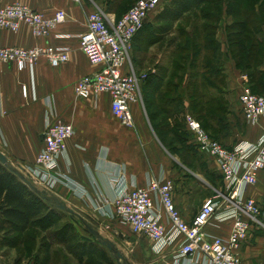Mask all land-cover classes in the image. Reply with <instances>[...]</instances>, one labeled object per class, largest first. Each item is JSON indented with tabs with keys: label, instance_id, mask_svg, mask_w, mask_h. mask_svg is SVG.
Wrapping results in <instances>:
<instances>
[{
	"label": "crops",
	"instance_id": "1",
	"mask_svg": "<svg viewBox=\"0 0 264 264\" xmlns=\"http://www.w3.org/2000/svg\"><path fill=\"white\" fill-rule=\"evenodd\" d=\"M14 2L26 4L48 17L63 9L67 12V18L48 36H37L27 23H22L18 31L1 29L2 46L31 48L52 45L69 47L71 54L70 59L58 67H53L45 58L24 68L14 62L2 64L0 150L9 158L10 166H33L44 146L46 116L52 110L75 128L74 136L68 140L67 153L60 159L57 170L65 183L57 185L55 195L84 217L87 216L85 218L95 226L99 225L103 232L113 235L111 240L124 253L129 264H174L184 238H177L162 254H155L148 237L134 234L114 216L113 200L118 186L130 189L146 186L153 177L172 179L175 184V204L185 220L190 222L209 197L219 196L221 202L226 200V183L220 189L204 186L198 169L192 171L160 139L152 125L153 120L148 117L141 103L133 104L135 125L128 127L113 115L109 94H96L89 99L76 95L75 84L78 80L102 67L90 62L80 48L78 35L87 31L91 12L98 8L106 11V0H0V6ZM160 12L153 10L146 26L135 36L130 48L129 64L125 68H133L138 75L146 74L152 78L149 86H146L144 79L141 82L142 103L144 96L150 98L157 87H164L169 76L166 79L162 71L172 68L170 56L173 48L167 43L155 41L160 28L156 17ZM107 15L111 21L112 18L117 21V14L113 10ZM232 21V15L226 16L220 22L216 34L221 44L217 61L223 66L228 87L225 95L228 101L225 123L229 129L223 139L229 148L245 141L256 142L264 134V116L256 123L247 121L239 101L246 83H252L255 91L264 94V56L259 66L262 76H257L255 82L245 81L246 74L238 67L228 40L227 25ZM62 34L71 37H61ZM259 37L264 38V26ZM24 86L27 94L24 93ZM183 95L186 98V93ZM185 100L188 109L189 101ZM197 153L201 163L207 164L208 171L220 173L215 159L199 150ZM245 194L255 198L263 207L264 170L259 173L257 184L248 186ZM105 223H110L112 228L103 229ZM164 223L169 225L165 216ZM232 225V220L221 222L213 219L206 226V231L208 236L227 238ZM12 253L16 254L17 251ZM239 253L242 264H264V218L252 224L250 233L241 242ZM46 254L48 252L41 246L32 258L20 255L13 264H52V261H47ZM1 258L4 259L3 255ZM180 264L206 262L202 257L197 260L194 255H188Z\"/></svg>",
	"mask_w": 264,
	"mask_h": 264
},
{
	"label": "built area",
	"instance_id": "2",
	"mask_svg": "<svg viewBox=\"0 0 264 264\" xmlns=\"http://www.w3.org/2000/svg\"><path fill=\"white\" fill-rule=\"evenodd\" d=\"M164 0H139L119 20L111 22L107 13L98 8L88 15V28L78 35L80 48L92 64L102 65L97 72L86 75L75 84L76 95L89 99L96 94L111 96V111L124 125H135L133 104L141 101V82L146 74L138 75L129 64L131 44L144 28L150 13ZM63 9L48 17L26 4L14 2L0 6V30L18 31L22 23L29 24L37 36H48L58 25L66 21ZM61 37H71L65 34ZM69 47L52 45L23 48L0 44V72L4 62H14L24 68L45 58L53 67L70 59ZM247 81V76H244ZM24 93L27 90L24 86ZM1 94V81H0ZM245 119L256 123L264 116V95L253 92L246 83L239 96ZM186 128L192 142L203 154L216 160L228 188L226 200L209 197L200 210L188 222L178 210L172 179L153 177L146 186L127 188L118 186L114 202V216L139 236L151 240L152 250L159 255L182 237L184 242L175 255L180 264L188 255L201 257L206 264H242L239 248L252 224L259 222L262 206L253 197L246 196V188L258 182L264 170V134L256 142H241L232 148L214 139L202 123L191 113L186 114ZM75 134L71 123L64 121L55 112L47 113L44 146L35 164L25 168L32 182L49 194L55 195L57 185L65 183L58 174L59 162L67 153L68 140ZM229 204L230 207H226ZM227 208V209H226ZM164 216L169 225L164 223ZM233 221L227 238L208 236L206 226L213 220ZM0 264H2L0 257Z\"/></svg>",
	"mask_w": 264,
	"mask_h": 264
},
{
	"label": "trees",
	"instance_id": "3",
	"mask_svg": "<svg viewBox=\"0 0 264 264\" xmlns=\"http://www.w3.org/2000/svg\"><path fill=\"white\" fill-rule=\"evenodd\" d=\"M124 1L106 0L105 12L108 13L113 10L117 17L119 16L117 19L119 20L133 6L127 9L128 6L124 4ZM211 1H213V4H222L221 0H170V3L156 17L160 28L155 41L161 44L167 43L169 47L173 48L171 54L172 68L171 70L166 68L162 71V75L166 79L169 76V79L164 87H157L150 98L147 95L145 97L150 118L153 121H159L158 125L160 127H157V130L171 128L173 132H178L182 126L186 128V114L191 113L202 122L204 129L212 132L216 135V138L221 137L223 139L228 134L229 127L225 123L228 114V101L225 94L221 91L219 93V87L216 85L217 81L221 82L220 77L216 76L214 78L216 80L212 79L216 66H220L217 56L221 49V44L216 37V33L220 27L222 16L215 15L211 10L206 12L203 9L201 10L200 18L208 22L203 25L195 24L196 27L197 25L199 27L198 31L195 30L193 35L188 34L184 29H179L178 34L174 33L176 32L175 24L177 22L185 21L188 15L204 8ZM255 1L249 0L251 5L255 3L256 6L259 5L264 10V0ZM242 2L243 0H229L231 8L227 10V15H232L236 19L237 11L235 9L243 6ZM240 3L241 5L239 6ZM124 10H126L125 13H123ZM251 11L253 12L254 10ZM253 14H255V11ZM253 14L249 13L243 20L236 19L227 27L229 43L236 45V51L231 46L232 54L233 51L236 52L237 59L234 57L236 63L238 67L245 71L253 66L259 67L264 56V38L259 37L263 28L262 23L255 27V24H258V20L253 17ZM232 30H235V32H232ZM196 33L198 34L196 35ZM257 52L263 56L254 58L257 57ZM233 56L235 55L233 54ZM246 58L247 60L243 62V59L245 60ZM258 59H261V61ZM188 66L191 67L189 73H187ZM255 74L262 76L259 68ZM186 77L188 84L185 91V89H182L181 81L183 83ZM151 80V76L147 75L144 79L146 86L151 85ZM249 85L253 92L264 95L255 91L251 84ZM210 89L218 92L216 94L212 93ZM180 91L183 94L186 93V98ZM185 99L189 101L188 109L185 105ZM222 111L224 116H220L217 113ZM188 133L191 137V133L189 131ZM161 140L164 142L163 139ZM183 146L184 151L189 156L195 159L200 158V156H197L198 150L192 141L191 144L184 143ZM181 160L188 166L184 156ZM62 211L44 198L41 192L32 190L12 170L10 165L0 162L1 232L22 238L21 236L27 235L33 226H38L44 232L47 231L46 233H49L50 249L46 250L48 252L46 258L47 261H52V264H66V261H60L61 258L55 261L58 256V250L53 249L51 251V248L57 247L68 253L70 256L68 257L69 264H73V262L76 264H118L117 259L106 246L102 245L92 235L91 237L82 236L78 232L75 223L70 221L60 225L54 215L62 213ZM71 217L81 222L79 218L72 215ZM52 227H55L56 230L50 232ZM21 240L22 242L32 243V236L30 239Z\"/></svg>",
	"mask_w": 264,
	"mask_h": 264
},
{
	"label": "rangeland",
	"instance_id": "4",
	"mask_svg": "<svg viewBox=\"0 0 264 264\" xmlns=\"http://www.w3.org/2000/svg\"><path fill=\"white\" fill-rule=\"evenodd\" d=\"M139 0H125L124 1V4H127L126 6L127 9L130 8L132 5L134 6L135 3H137ZM240 1V0H239ZM258 0H256L255 2H257ZM132 2V4H131ZM222 4H213V1H211L210 3H207V5L204 6V8H201L193 13H191L190 15H188L187 19L185 21H182V22H179V23H176L175 24V28H176V32H174L175 34H178V30L179 29H184L188 34L190 35H193L194 34V31H198L199 30V27L197 25V27L195 26V24H206V22L208 21H205L204 19L200 18V15H201V10L204 9V11H209L211 10L212 12L215 13V15H219V16H222V20H224V18H226L227 13L230 8H231V5L229 4V0H221ZM134 3V4H133ZM170 3V0H166V2L161 5H159L155 10H163V8ZM243 6H240L241 3L239 4V8L235 9L237 11L236 13V19L237 20H243V18H245L249 13H254L255 11V14H253V17L256 18L258 20V24L256 25L255 24V27H258L260 23H262V27L264 26V10H262L263 8L260 6L259 9H257V6L255 5V3H253L251 5V3L248 1H244L242 2ZM259 3V2H258ZM264 6V4H263ZM106 7V6H105ZM126 9V10H127ZM126 10L123 11V13L126 12ZM251 10H254L253 12ZM259 10V11H258ZM240 12H242L240 14ZM109 13V12H108ZM122 13V14H123ZM239 13V15H237ZM121 14V15H122ZM109 15V14H108ZM256 15V16H255ZM119 18V16L117 17V19ZM116 19V20H117ZM234 19V20H236ZM111 21V20H110ZM114 21V18H112V21ZM234 22V21H232ZM147 24V23H146ZM221 24V23H220ZM232 23H230L229 25H231ZM227 25V27L229 26ZM220 26V25H219ZM261 27V28H262ZM256 30V29H255ZM218 31V30H217ZM232 32H235V30H232ZM198 33H196L197 35ZM217 34V33H216ZM231 45V43H230ZM234 45V46H233ZM232 48L234 51H236V45L233 43ZM233 51V54L235 56L236 59H237V56H236V52ZM171 53V52H170ZM263 55H261L259 52H257V57H254V58H261ZM171 57V56H170ZM234 58V59H235ZM253 58V60H254ZM190 59H191V56H190ZM263 59V58H262ZM247 58L244 60L243 59V62L246 61ZM261 61V59H258ZM236 61V60H235ZM259 61V62H260ZM220 68L218 66H216V69H215V73L212 77V79H214L216 76H219L220 77V80L221 82H216V85L219 87V93L220 91L226 95V93L228 92V87H227V80H226V74L224 73L223 71V66L221 64H219ZM241 68V67H239ZM259 67H251V69L244 71L243 74H246L247 76V81L249 83H251L252 81L255 82V78L258 76L256 73V70H258ZM191 71V67H187V73H189ZM250 74V75H249ZM255 74V75H254ZM216 80V79H214ZM264 82V80H263ZM181 86H182V89H185V91L187 90V84H188V81H185L182 83L181 81ZM252 84V83H251ZM210 91L213 93H217L216 91L210 89ZM143 103L142 102H138V103H141L142 107L145 108L147 114H148V117H150V113L148 111V107L146 105V102H145V96L143 98ZM220 116H224L223 115V111L222 112H217ZM186 120V118H185ZM159 121L158 120H155L152 122V125L154 126V128L157 130V127H160L158 124ZM202 123V122H201ZM206 130V129H205ZM177 131V130H176ZM214 139L218 140L220 143L222 144H226V142L224 141V139H222L221 137H218L216 138L212 132L206 130ZM158 136L160 137V139H163L167 148L173 152L174 154H176L178 157H183L184 156V159L188 165V167L194 171V169H198L197 171L200 172L201 174L199 175L200 178L204 181L205 184H203L204 186H207V188H212L213 186L219 188V187H222L223 186V183L225 182L224 181V178L222 177L221 173H216V172H213V171H208V166L206 163L203 162V164L201 163V158H193L192 156H189L187 154V152L184 151V146L183 144L186 143V144H191V141H192V137L189 136V133L188 131L186 130L185 126H182L181 129H179L178 132H173L171 128H168V129H160V130H157L156 131ZM185 153V154H184ZM198 156V155H197ZM199 159V160H198ZM213 172V173H212ZM202 187V186H201ZM204 188V187H202ZM220 189V188H219ZM210 193H208L209 195ZM211 195V194H210ZM63 200V199H62ZM65 201V200H64ZM68 204V202H66ZM261 204V203H260ZM70 205V204H69ZM72 207V205H70ZM262 206V204H261ZM54 217H56L57 219V222H59L60 225H64L68 222H73L75 223V226L78 230V232L84 236V237H91V235L86 232V230L83 228V225L81 224V222H79L76 218H72L70 214H68L67 212H64L62 211V213H59V214H55ZM87 217V216H85ZM260 218H264V205L262 207V212H261V215H260ZM96 227L102 231L100 228V226L96 225ZM112 226L110 223H105L104 225V228L103 229H111ZM52 230H56L55 227H52L50 229V232ZM47 232V231H46ZM44 232L41 228H39L38 226H33L30 231L27 233V235H23L21 236L22 238H17V237H13L14 235H10L9 233H0V257L1 255H3L4 259L1 258V261L2 263L4 264H13L14 261L20 256L22 255L23 257H26L27 259L29 258H32L34 256V254L39 250V248L42 246L44 248V250L46 251L47 249H50V243H49V240H48V234ZM103 234L104 237H107V238H113V235H111L110 233H105V232H101ZM32 236V243H26V242H22L21 239H30ZM29 237V238H28ZM115 243V242H114ZM47 246V247H46ZM117 246V244H116ZM118 247V246H117ZM16 248V249H14ZM119 248V247H118ZM58 250V256L56 257L55 261L56 260H59L60 258V261L62 262H65L66 261V264H69V261H68V257H70L68 255V253L61 249L60 247H57V248H51V251L52 250ZM13 252H16V254L12 253ZM12 253V254H10ZM10 254V255H9ZM9 255V256H7ZM58 261V262H60ZM73 262V261H72ZM73 264H76L75 262H73Z\"/></svg>",
	"mask_w": 264,
	"mask_h": 264
},
{
	"label": "water",
	"instance_id": "5",
	"mask_svg": "<svg viewBox=\"0 0 264 264\" xmlns=\"http://www.w3.org/2000/svg\"><path fill=\"white\" fill-rule=\"evenodd\" d=\"M44 136V135H43ZM0 162L6 165H10L9 158L6 156L4 152L0 150ZM12 170L34 191L41 192L43 197L46 198L50 203L53 204L56 208H59L65 212L70 213L72 216H75L79 218L84 226V229L86 232H88L93 237L97 238L102 245L106 246L114 255V257L117 259L118 264H129L126 256L124 253L116 246L113 240L110 238L104 237L101 231L88 219H86L82 214L75 211L71 206H69L64 200H62L60 197L49 194L44 190H40L39 187H37L32 180L24 174L25 168L24 166H19L18 168H15L13 166H10Z\"/></svg>",
	"mask_w": 264,
	"mask_h": 264
}]
</instances>
